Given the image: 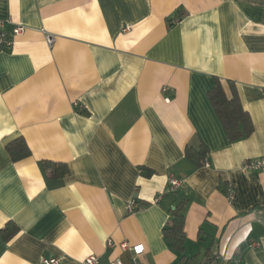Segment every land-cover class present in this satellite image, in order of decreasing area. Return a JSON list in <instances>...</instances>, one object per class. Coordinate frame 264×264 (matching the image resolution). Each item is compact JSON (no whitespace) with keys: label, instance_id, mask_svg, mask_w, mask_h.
I'll return each mask as SVG.
<instances>
[{"label":"crops","instance_id":"0c3cea01","mask_svg":"<svg viewBox=\"0 0 264 264\" xmlns=\"http://www.w3.org/2000/svg\"><path fill=\"white\" fill-rule=\"evenodd\" d=\"M0 20L11 37L26 28L0 54V231L19 227L0 233V264H133L122 243L144 246L141 264H179L163 236L177 199L186 256L264 264V169L244 167L264 158V0H0ZM217 80L250 137L227 136L208 98ZM19 137L31 156L14 162ZM202 145L198 167L185 153ZM43 162L69 174L52 180ZM171 175L179 191L155 203Z\"/></svg>","mask_w":264,"mask_h":264},{"label":"trees","instance_id":"16d2710c","mask_svg":"<svg viewBox=\"0 0 264 264\" xmlns=\"http://www.w3.org/2000/svg\"><path fill=\"white\" fill-rule=\"evenodd\" d=\"M185 16L186 13L180 11L176 15V20L169 21V25L172 26ZM208 98L231 141L237 142L248 138L253 134L254 125L252 120L249 114L244 111L236 92H234L232 99H228L221 82L217 80L216 85L208 92ZM6 148L14 162L31 156V150L23 137H19L8 143ZM207 154L208 150L203 145L200 146L199 149L188 146L185 153L186 158L198 167L206 164ZM42 164L44 169L50 172V179L52 180L60 181L69 174V168L66 164L52 162H43ZM151 175V171L146 173L147 177H150ZM176 193H172L168 190L166 193L161 195L160 200L166 197L174 196ZM186 204V200H174L172 206L168 209L171 218L168 225L163 230V236L170 247L181 255L179 264H202L200 262L199 255L191 257L185 255L187 235L185 231L186 217L184 211ZM0 233L5 236L6 240H11L19 233V227L15 223L9 222L6 227L0 231ZM206 254H209V251H207ZM212 263L213 262L208 259L204 264Z\"/></svg>","mask_w":264,"mask_h":264},{"label":"built area","instance_id":"2783aa9c","mask_svg":"<svg viewBox=\"0 0 264 264\" xmlns=\"http://www.w3.org/2000/svg\"><path fill=\"white\" fill-rule=\"evenodd\" d=\"M7 23H8L7 21L0 20V54L6 48L11 47L14 44L15 38L21 36L26 31V28L24 26L16 25L14 30H13L12 37H11L4 30ZM46 41H47L48 45L50 47H52L54 42H55V38L50 36V35H47ZM168 92H169V89L167 87H164L162 89V94L164 95V97ZM165 101L170 102L169 98H167V97H165ZM76 107H82V106H80L79 104H76ZM244 167L246 170H248L250 172H258V171L264 169V158L247 162L244 164ZM181 184H182V181L179 178H177L174 175H171L170 176V189H169V191L172 193L178 192L180 187H181ZM228 198L230 200L235 199V194L232 190H230L228 192ZM160 201H161L160 198H157L155 203H159ZM139 209H140V204L138 203L137 200H133L132 202H130V204L128 206V210L130 213L136 212ZM113 246H114L113 241H109L108 247H113ZM121 247L123 249L130 250L133 253V264H141L139 262V259H140L141 255H143L145 252V248L143 245L129 246L126 243H122ZM217 259H220V258L217 257ZM58 263H59V260L55 259V258L44 261V264H58ZM81 264H99V257L96 255H91L88 258H86ZM111 264H124V263L121 259H115L111 262ZM213 264H215V262H213Z\"/></svg>","mask_w":264,"mask_h":264}]
</instances>
